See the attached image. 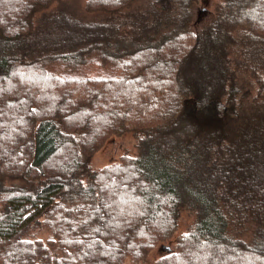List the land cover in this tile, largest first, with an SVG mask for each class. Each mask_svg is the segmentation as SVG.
I'll return each instance as SVG.
<instances>
[{
	"label": "trees",
	"instance_id": "trees-1",
	"mask_svg": "<svg viewBox=\"0 0 264 264\" xmlns=\"http://www.w3.org/2000/svg\"><path fill=\"white\" fill-rule=\"evenodd\" d=\"M22 1L0 0V264L163 242V264H264V0H221L197 33L196 0ZM126 134L137 155L94 171Z\"/></svg>",
	"mask_w": 264,
	"mask_h": 264
},
{
	"label": "rangeland",
	"instance_id": "rangeland-1",
	"mask_svg": "<svg viewBox=\"0 0 264 264\" xmlns=\"http://www.w3.org/2000/svg\"><path fill=\"white\" fill-rule=\"evenodd\" d=\"M22 1V0H21ZM148 0H138L136 2V5L143 6ZM88 0H76L75 6L77 8H81L82 6L86 5ZM221 2V0H196L192 3V6L190 7V12L192 15V20L190 17V28L193 32L197 33L200 30L206 28L208 25L212 24L216 17V8L218 7V4ZM23 3V1H22ZM24 4V3H23ZM9 5V4H7ZM14 5H9V8H13ZM18 7L19 6H14ZM88 11L93 17H100L97 15L98 13L95 11L94 8H90L88 5ZM113 7L110 6L108 8L110 11ZM248 8V7H247ZM246 8V9H247ZM12 13V12H11ZM15 16V15H11ZM6 22V28L8 30H13L14 28L9 25L7 21ZM250 28H254L250 24V21H248ZM248 26V24H245ZM18 29V28H17ZM26 68L21 67V71L25 72ZM101 68H93V74L92 75H100L102 74ZM108 72V71H107ZM86 75V73H85ZM21 75H19L20 77ZM22 77V76H21ZM23 83V81H21ZM24 84V83H23ZM4 108V107H3ZM6 109V108H5ZM126 110V109H125ZM4 113V111H0ZM136 151V140L134 138V135L126 134L120 138L113 137L111 138L108 143L100 149L94 156L92 160V168L94 171H100L103 170L109 166H113L114 164H118L122 161L123 156H129V157H135L137 154ZM182 230L181 232L183 234L187 233L189 227L193 225L192 220L188 218H182ZM48 233L44 232L41 234L40 238L42 240H47ZM170 248V251H167V248ZM176 245L174 243L170 242H163L158 244L155 248H153L147 256L143 260H133L132 258H127L124 262V264H163L161 263L165 258H168L170 252H175ZM204 249L198 248L197 251L193 253L192 256H196L197 258L200 255H206L207 252L204 251ZM228 258H230L232 261H228L229 264H233V254L228 253ZM242 255H238L237 257L242 262L243 260L240 258ZM229 260V259H227ZM199 262H202V260H199ZM198 264V261H197Z\"/></svg>",
	"mask_w": 264,
	"mask_h": 264
},
{
	"label": "water",
	"instance_id": "water-1",
	"mask_svg": "<svg viewBox=\"0 0 264 264\" xmlns=\"http://www.w3.org/2000/svg\"><path fill=\"white\" fill-rule=\"evenodd\" d=\"M167 248V251H170V248L169 247H166Z\"/></svg>",
	"mask_w": 264,
	"mask_h": 264
}]
</instances>
